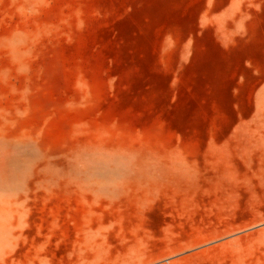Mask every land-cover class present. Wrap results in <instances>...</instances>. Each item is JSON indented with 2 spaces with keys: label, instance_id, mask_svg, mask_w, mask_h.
<instances>
[{
  "label": "rangeland",
  "instance_id": "1",
  "mask_svg": "<svg viewBox=\"0 0 264 264\" xmlns=\"http://www.w3.org/2000/svg\"><path fill=\"white\" fill-rule=\"evenodd\" d=\"M264 264V0H0V264Z\"/></svg>",
  "mask_w": 264,
  "mask_h": 264
},
{
  "label": "bare ground",
  "instance_id": "2",
  "mask_svg": "<svg viewBox=\"0 0 264 264\" xmlns=\"http://www.w3.org/2000/svg\"><path fill=\"white\" fill-rule=\"evenodd\" d=\"M85 264H87V263H85Z\"/></svg>",
  "mask_w": 264,
  "mask_h": 264
}]
</instances>
